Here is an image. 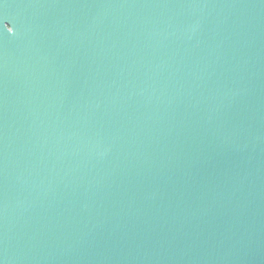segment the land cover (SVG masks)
<instances>
[{
    "label": "water",
    "instance_id": "95a60500",
    "mask_svg": "<svg viewBox=\"0 0 264 264\" xmlns=\"http://www.w3.org/2000/svg\"><path fill=\"white\" fill-rule=\"evenodd\" d=\"M0 17V264H264V0Z\"/></svg>",
    "mask_w": 264,
    "mask_h": 264
},
{
    "label": "snow or ice",
    "instance_id": "6c2138e0",
    "mask_svg": "<svg viewBox=\"0 0 264 264\" xmlns=\"http://www.w3.org/2000/svg\"><path fill=\"white\" fill-rule=\"evenodd\" d=\"M10 22H8L7 20L3 19L2 17H0V26H2L3 28H7V25Z\"/></svg>",
    "mask_w": 264,
    "mask_h": 264
},
{
    "label": "flooded vegetation",
    "instance_id": "af4514ba",
    "mask_svg": "<svg viewBox=\"0 0 264 264\" xmlns=\"http://www.w3.org/2000/svg\"><path fill=\"white\" fill-rule=\"evenodd\" d=\"M7 27H9V25H7ZM10 28V27H9Z\"/></svg>",
    "mask_w": 264,
    "mask_h": 264
}]
</instances>
